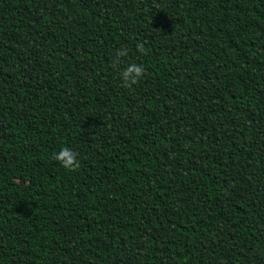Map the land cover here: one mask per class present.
<instances>
[{
	"label": "trees",
	"instance_id": "16d2710c",
	"mask_svg": "<svg viewBox=\"0 0 264 264\" xmlns=\"http://www.w3.org/2000/svg\"><path fill=\"white\" fill-rule=\"evenodd\" d=\"M0 264H264V0H0Z\"/></svg>",
	"mask_w": 264,
	"mask_h": 264
},
{
	"label": "clouds",
	"instance_id": "9594fccd",
	"mask_svg": "<svg viewBox=\"0 0 264 264\" xmlns=\"http://www.w3.org/2000/svg\"><path fill=\"white\" fill-rule=\"evenodd\" d=\"M120 56H124V52L119 53ZM144 68L137 63H130L125 70L121 73V79L126 86H131L137 83V81L144 75ZM54 159L60 163L65 169H74L76 166L75 153L69 148H63L55 154Z\"/></svg>",
	"mask_w": 264,
	"mask_h": 264
}]
</instances>
